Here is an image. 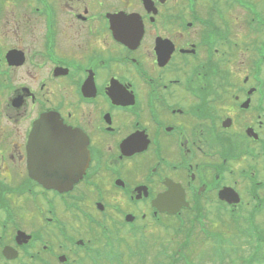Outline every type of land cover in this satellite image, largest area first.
Here are the masks:
<instances>
[{"label": "flooded vegetation", "instance_id": "af4514ba", "mask_svg": "<svg viewBox=\"0 0 264 264\" xmlns=\"http://www.w3.org/2000/svg\"><path fill=\"white\" fill-rule=\"evenodd\" d=\"M1 1L3 263L14 260L2 255L10 246L27 264H76L73 255L97 243L91 247L86 236L70 243L69 215L84 222L77 234L96 232L98 240L90 216L110 211L118 219H145L140 205L156 215L151 202L170 186L182 204L178 214L192 210L194 220L238 205L258 213L264 200V0H86L87 6L64 0L70 24L58 23L57 0H16L29 13L5 24ZM78 3L83 12L72 5ZM89 6L97 11L88 14ZM120 11L136 15L110 20ZM42 119L36 126L42 136H52L58 123L77 131L86 146L84 174L67 190L44 187L30 174L34 166L68 167L59 141L46 163L28 161L30 131ZM53 179L61 188L70 182L63 174ZM233 191L235 205L225 199ZM18 202L36 211L27 224L41 222L38 228L19 225ZM18 231L29 236L27 243L16 240Z\"/></svg>", "mask_w": 264, "mask_h": 264}, {"label": "rangeland", "instance_id": "374dc122", "mask_svg": "<svg viewBox=\"0 0 264 264\" xmlns=\"http://www.w3.org/2000/svg\"><path fill=\"white\" fill-rule=\"evenodd\" d=\"M57 1H58V4H56L57 16L58 15L60 16V18L58 19V23L60 22L61 24H70V22H67L68 19H66V17H68L67 9L64 7L65 6L64 3L66 1L64 0L63 1L57 0ZM67 3L69 4V2ZM174 3H175V0H168L167 2L168 5H171ZM206 3H209V0H207ZM1 4L3 5L4 14L6 16L5 24H14L17 18H19L18 19L19 21H24L23 20L24 16H27V13H29L27 8L19 5V3L16 0H3L1 1ZM84 4L89 5V3L86 0L84 1ZM84 4L78 3V4H72V5L74 7L79 5L78 10L80 12H83ZM116 4L121 5L122 7L125 6L124 3L123 4L116 3ZM220 5L224 8V10L226 9V6L223 5L222 2ZM89 8H90V11L88 10V14H92L97 11V8L92 9L90 6ZM260 8H264V6H260ZM62 17H64V19H61ZM165 24H168V23H165ZM6 35L8 34L6 33ZM1 132L0 134H3L2 130ZM14 132H11L10 135L13 134ZM13 136L7 137V138L13 141L12 139ZM263 193H264V190H263ZM141 209H143L142 205L139 206L137 213L140 212ZM35 212L36 211H31V210L27 212L24 210L23 204H21L20 202L16 203V213L18 215V220L20 221L19 222L17 220V222L23 229L29 230L28 228L34 227V226L30 227L27 223L29 222V220L35 219ZM244 212L245 211H241L235 214V218L227 217L225 219L223 218L222 220L218 218L220 221H218L217 223L214 221V218L216 217L214 216H212L214 218L210 217L209 221L208 219L207 221H205V224H206L205 232H207L208 236L207 235L205 236V234L201 233L200 231L198 232L196 229H193V233L190 234V237L187 238L184 232V228L187 225H190V221H189L190 217L188 216H187L188 220L185 226H181L180 228H177V231H175L174 228L172 227L174 224H171V226H169L170 227L169 229L152 228L153 231L151 233H150V230L148 229L145 234V240L143 241V246H145V249L149 251V254L151 255V257L147 256L148 261L146 264H168V262H172L173 261L172 255L174 254V252H176L180 244H183V246L186 245V248H184V250L182 251L184 255L186 254L184 256L186 257V260L189 259L188 261H194V262H197L198 264H210L208 262L212 261V257H211L212 251L216 250L218 248V245L221 246L220 249H223L225 251L224 253L225 258L223 259L225 261L222 264H236L238 263L237 258L239 257H241V260L242 258L244 260H248L249 264H264V241L261 243V246L259 248L260 249L259 255L258 254L256 255V251H254V248H255L254 236L250 235L244 238L240 236V234L245 232V227L243 226V223H244L243 219L245 217V214L248 215V213L245 212L244 214ZM95 217L100 222L103 221L102 216L95 215ZM106 218L108 219L114 218V214L112 212H108L106 215ZM68 221H69L68 239L73 238V236L75 238L79 237V234H77V229L79 228V226H81V224H84V222L78 221L77 218L74 219L71 215L68 216ZM255 223L262 230H264V213H261L256 218ZM40 224L41 222H36V226L33 229L38 228ZM140 224H142V222L139 220L136 223V225H140ZM121 225H122V229L124 230L130 229V227L127 226L126 224L121 223ZM215 232L217 233L216 236L220 239V243L218 244H217V240L211 237V234H214ZM96 235H97L96 232H93V233L90 232L80 237H84V238L87 237V238L92 239V241L94 242L93 245H90L92 247L96 243L99 242L97 239L94 238V236ZM148 237L151 239L149 240ZM182 242H186L187 244L182 243ZM93 250H96V249H93ZM164 250L166 252H164ZM151 251H155L156 253L152 254ZM254 255L256 256L254 257ZM173 257L178 258L179 256L175 254V256ZM76 258L80 259L76 264H91V262H89L90 260L86 256L80 255V256H77ZM130 258L128 259L125 258V261L127 264H131L132 262L134 264H137V261L134 260V256H131ZM218 258H219L218 255L213 256V261H212L213 264H218L217 263L219 261ZM95 261L97 264H108L106 260L101 257H95ZM27 262L31 263L30 261H26L23 263L21 262L20 264H27ZM240 263L245 264V263H242L241 261ZM0 264H16V263H13V262L3 263L0 260Z\"/></svg>", "mask_w": 264, "mask_h": 264}, {"label": "water", "instance_id": "95a60500", "mask_svg": "<svg viewBox=\"0 0 264 264\" xmlns=\"http://www.w3.org/2000/svg\"><path fill=\"white\" fill-rule=\"evenodd\" d=\"M41 130L43 129V126L40 125ZM44 131L40 132L34 127L29 140L28 145V151H29V157L28 161L30 160L31 163H36V160H42V162H47L48 158L51 156V154L48 153V151L51 149V145L54 144L56 141L64 142L63 143V150L59 149L58 151L61 152L60 155L64 157L67 155V158L69 159V166L65 167L64 165L62 168L60 167L59 172L53 168V170H50L48 168L47 172H52L55 174H60V172L64 175H67L69 179L72 178H78L83 173L84 167H85V155L83 154V143L81 139L75 134L74 131H70L68 129L61 128L58 124H52V128L50 130L51 133H53L52 136L45 137L42 136ZM58 138H57V137ZM67 143V146L65 145ZM55 149L54 147H52ZM53 157V156H52ZM43 171H37V167H32L31 173L34 174H42Z\"/></svg>", "mask_w": 264, "mask_h": 264}, {"label": "trees", "instance_id": "16d2710c", "mask_svg": "<svg viewBox=\"0 0 264 264\" xmlns=\"http://www.w3.org/2000/svg\"><path fill=\"white\" fill-rule=\"evenodd\" d=\"M186 244H187V243H186ZM185 246H186V245H184L183 248H184ZM116 258H118V257H116Z\"/></svg>", "mask_w": 264, "mask_h": 264}]
</instances>
